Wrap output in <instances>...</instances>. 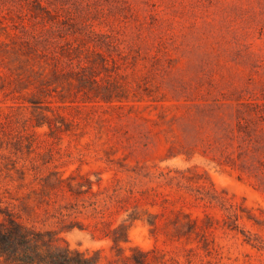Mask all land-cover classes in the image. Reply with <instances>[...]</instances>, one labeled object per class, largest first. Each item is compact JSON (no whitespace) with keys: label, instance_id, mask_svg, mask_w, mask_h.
Returning a JSON list of instances; mask_svg holds the SVG:
<instances>
[{"label":"rangeland","instance_id":"374dc122","mask_svg":"<svg viewBox=\"0 0 264 264\" xmlns=\"http://www.w3.org/2000/svg\"><path fill=\"white\" fill-rule=\"evenodd\" d=\"M8 230L29 264H264V0H0Z\"/></svg>","mask_w":264,"mask_h":264},{"label":"trees","instance_id":"16d2710c","mask_svg":"<svg viewBox=\"0 0 264 264\" xmlns=\"http://www.w3.org/2000/svg\"><path fill=\"white\" fill-rule=\"evenodd\" d=\"M21 236L16 235L12 230L7 232H0V258L5 264H29L26 260V254L17 250L16 242ZM58 264H89L88 262L69 261L67 258L61 256H54L50 258Z\"/></svg>","mask_w":264,"mask_h":264}]
</instances>
